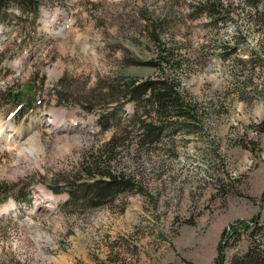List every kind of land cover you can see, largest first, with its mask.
<instances>
[{
    "label": "rangeland",
    "instance_id": "374dc122",
    "mask_svg": "<svg viewBox=\"0 0 264 264\" xmlns=\"http://www.w3.org/2000/svg\"><path fill=\"white\" fill-rule=\"evenodd\" d=\"M42 1L36 27L14 3L0 23V264H214L228 226L260 215L264 228V24L249 5L226 0L236 22L209 27L190 15L199 0ZM146 27L186 56L181 86L202 121L175 137L173 153L141 154L131 141L119 167L144 190L81 207L46 187L114 132L86 108L103 105L101 85L157 74L136 64L155 56ZM236 36L235 52L215 45ZM10 86L24 93V114L2 98ZM25 185L31 204L13 195ZM251 229L224 239L226 260L248 249Z\"/></svg>",
    "mask_w": 264,
    "mask_h": 264
},
{
    "label": "trees",
    "instance_id": "16d2710c",
    "mask_svg": "<svg viewBox=\"0 0 264 264\" xmlns=\"http://www.w3.org/2000/svg\"><path fill=\"white\" fill-rule=\"evenodd\" d=\"M55 1L57 0L51 2L55 3ZM242 2L250 7L248 18L254 23L264 24V0H242ZM12 3L21 8L22 16L28 15L32 18V24L36 23L41 7L46 4L42 0H0V23L7 21L8 12L5 10ZM191 7L190 15L208 17L209 27L217 26L219 23L225 26L236 22L234 14L237 7L235 8L231 1L199 0L191 4ZM15 28L22 31L21 26L16 25ZM146 30L156 44L155 56L148 60L137 61L136 64L153 67L157 74L144 79L115 77L117 81L114 83H110L112 81L108 79V83L101 85L102 89L108 84L105 86L108 91L101 94L103 101L100 102H103V105L90 104V101L94 100H88L86 108L89 112L97 107L101 109L98 110L97 119L101 131L112 129L114 132L97 151H88L79 165L74 166L69 172L54 174L51 182L48 183L47 187L56 193L67 191L72 199L71 202H80L81 207L107 205L119 199L124 201L129 193L144 190L140 182L119 167L122 153L129 149L131 141L136 143L135 151L141 154L150 153L152 149H165L173 153L175 137L182 130H192L196 123L202 121L204 108L191 100L181 86L179 75L185 69L184 64H187L186 56L179 53L176 44H168L161 40L158 32L153 28L146 27ZM214 42L216 46L231 48V52H235L239 46L237 36L234 41L236 44L216 41V39ZM14 88L10 86L5 89L1 93L2 98L10 100L11 105L27 104L24 102V93ZM128 103L134 104V111L127 116L121 114L120 110L125 112V105ZM254 148L256 151L259 146ZM25 186L28 188L30 185ZM13 194L18 200L32 203V190L25 193L23 187H18L14 189ZM125 207L126 205H123L121 208L122 212ZM259 218L260 215H256L228 226L223 235L224 239L233 236L238 238L254 225L255 228L249 231L250 245L244 253L235 254L228 261L224 244L229 246L231 243L229 241L224 243L223 239L214 264H264V228L259 227Z\"/></svg>",
    "mask_w": 264,
    "mask_h": 264
},
{
    "label": "bare ground",
    "instance_id": "6f19581e",
    "mask_svg": "<svg viewBox=\"0 0 264 264\" xmlns=\"http://www.w3.org/2000/svg\"><path fill=\"white\" fill-rule=\"evenodd\" d=\"M55 19V18H54ZM55 69V68H54ZM33 146V145H32ZM42 192H44L45 190H41ZM44 194V193H43ZM49 195V194H48ZM2 209V208H1Z\"/></svg>",
    "mask_w": 264,
    "mask_h": 264
}]
</instances>
